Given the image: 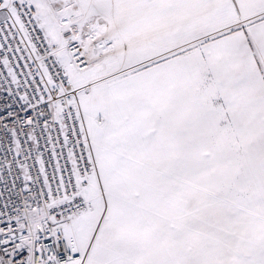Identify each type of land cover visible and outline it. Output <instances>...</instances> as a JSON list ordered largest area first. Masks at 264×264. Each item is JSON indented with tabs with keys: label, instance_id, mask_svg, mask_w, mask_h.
I'll list each match as a JSON object with an SVG mask.
<instances>
[{
	"label": "snow or ice",
	"instance_id": "obj_1",
	"mask_svg": "<svg viewBox=\"0 0 264 264\" xmlns=\"http://www.w3.org/2000/svg\"><path fill=\"white\" fill-rule=\"evenodd\" d=\"M0 264H264V0H0Z\"/></svg>",
	"mask_w": 264,
	"mask_h": 264
}]
</instances>
